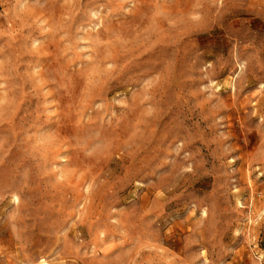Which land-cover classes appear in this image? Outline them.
I'll list each match as a JSON object with an SVG mask.
<instances>
[{
  "label": "rangeland",
  "instance_id": "1",
  "mask_svg": "<svg viewBox=\"0 0 264 264\" xmlns=\"http://www.w3.org/2000/svg\"><path fill=\"white\" fill-rule=\"evenodd\" d=\"M0 264H264V0H0Z\"/></svg>",
  "mask_w": 264,
  "mask_h": 264
}]
</instances>
